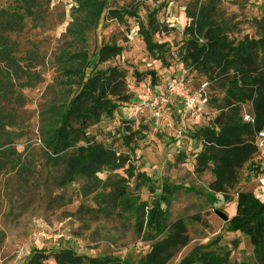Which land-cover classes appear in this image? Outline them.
<instances>
[{
	"label": "rangeland",
	"instance_id": "obj_1",
	"mask_svg": "<svg viewBox=\"0 0 264 264\" xmlns=\"http://www.w3.org/2000/svg\"><path fill=\"white\" fill-rule=\"evenodd\" d=\"M92 3L95 7L82 10L73 0H0V264H25L35 249H44L47 264H56L52 253L60 249L146 264L142 261L151 262L156 242L164 247L154 253L159 259L152 264H181L197 250L219 255L229 252V264H256L249 237L226 231L227 221L235 214L231 212L235 198L225 202L221 193L211 189L214 176L210 168L196 167V154L205 145L195 131L226 111L228 103H236L235 95L228 93L240 88L238 83L233 85L235 70L209 69V64L194 68L196 80L208 82L210 107L206 121L201 120L204 123L183 119L176 102L163 107L158 125L148 116L133 120L130 108L142 84L150 78L154 89L165 70L173 72L181 63L182 52L178 51L189 38L184 30L190 20L186 12L194 3L222 27L232 47L251 42L249 55L262 62L264 51L255 42L264 36V0ZM97 8L100 13L94 24L92 13ZM114 9L132 11L142 22L154 13L160 25L154 40L167 42L168 65L148 53L135 17L126 15L119 20L111 13ZM111 43L120 45L122 51L100 66L118 65L126 70L131 99L90 129L101 132L100 144L87 150L80 143L53 153L41 137L52 121L51 113L65 104L68 90L75 89L84 64L80 59L95 60L99 47ZM247 100L236 103L241 113L252 108ZM126 120H133V129L139 127L141 134L129 146L121 138ZM255 141L258 151L251 159L264 166V140L259 133ZM105 147L128 153L134 167L144 172L139 189L126 171L106 170L102 162ZM246 164L237 188L264 201V175L247 181ZM115 181L129 183L130 195H139L148 204L158 194L167 197L168 203L161 205L166 210L163 232L155 241L138 232L146 219L126 204ZM216 211L229 219L224 221ZM204 220L212 232L203 226Z\"/></svg>",
	"mask_w": 264,
	"mask_h": 264
},
{
	"label": "trees",
	"instance_id": "obj_2",
	"mask_svg": "<svg viewBox=\"0 0 264 264\" xmlns=\"http://www.w3.org/2000/svg\"><path fill=\"white\" fill-rule=\"evenodd\" d=\"M73 1L82 10L95 7L92 0ZM202 8L203 6L194 3L186 12L190 20L184 30L189 38L183 42L181 47L183 50L178 51L182 52L180 61L196 69L207 67L208 64L209 69L213 67L222 68V71L226 68L234 69L236 77L233 78V85L238 83L240 88L228 90V93L235 95L237 104L249 99L252 108L241 113L239 105L228 103L226 111L219 113L209 125L195 131V136H200L205 145V149L196 154V167L202 170L210 168L214 176L211 189L221 193L225 202L235 198V214L227 221L226 231H240L246 234L250 239L256 264H264V201L250 192L237 188L241 169L246 162L247 181L250 175L254 177L264 175L261 164L251 160L252 155L258 151L256 136L264 131V53L261 62L255 55H249L251 42L238 43L232 47L223 34L222 27L213 23L210 14ZM99 13L98 8L92 13L94 24L97 23ZM111 13L119 20H123L126 15L135 17L138 33L148 53L155 59L169 64L166 61V56L170 53L167 42L154 40L160 25L153 12L148 15L147 22L137 19L136 13L132 11L114 9ZM196 34L204 39V43L197 42ZM255 44L264 51V36ZM121 51L120 45L111 43L99 47L94 53L95 60L87 59V56L84 60L80 59L84 64L78 73L75 89L68 90L65 104L51 113L52 121L46 124L45 131L41 132L46 148L58 154L80 143H84L87 150L100 144L98 137L102 135L101 132L91 133L90 129L98 125L103 117H111L121 104L128 102L132 97L124 68L118 65L100 66L119 55ZM242 66L246 68L242 69ZM136 76L138 79L141 78L139 74ZM245 114H249L253 122L243 121ZM133 125V120H126L122 125L124 134L121 138L126 146H129L134 137L141 135L140 128L135 130ZM102 162L106 170L126 171L137 189L142 185L139 182L145 180L144 172L134 167L128 153L105 147ZM117 184V191L122 199L127 201L126 204L146 219L145 223L139 225L138 232L147 240L155 241L163 232L162 222L166 218V210L161 208V205L168 203L167 197H159L158 194V198L148 204L140 201L139 195H130L129 183ZM203 226L213 231L207 220L203 221ZM163 247L160 242L154 243L153 259L149 263L148 260H143L142 263L152 264L158 260L159 257H155L154 253H158ZM52 254L56 264H130L112 257H85L72 249H60ZM46 259L48 255L44 249H35L25 264H47ZM185 261L194 264H229V252L219 255L212 251L197 250L183 259L181 264Z\"/></svg>",
	"mask_w": 264,
	"mask_h": 264
},
{
	"label": "built area",
	"instance_id": "obj_3",
	"mask_svg": "<svg viewBox=\"0 0 264 264\" xmlns=\"http://www.w3.org/2000/svg\"><path fill=\"white\" fill-rule=\"evenodd\" d=\"M195 37L198 43H204L201 36L196 34ZM196 76L193 66L181 62L173 72L165 70L162 81L154 86V89L149 78L142 84V89L134 94L130 108L133 120L148 116L152 120V124L158 125L163 116V107L176 102L181 107L183 119L191 117L194 119V123H204L203 121H206L204 118L208 113L206 109L210 107L209 97L206 93L208 82L206 80L197 81ZM243 121L251 123L253 119L249 114H245ZM259 134L263 141L264 131ZM39 234L50 238V235H45V233Z\"/></svg>",
	"mask_w": 264,
	"mask_h": 264
},
{
	"label": "water",
	"instance_id": "obj_4",
	"mask_svg": "<svg viewBox=\"0 0 264 264\" xmlns=\"http://www.w3.org/2000/svg\"><path fill=\"white\" fill-rule=\"evenodd\" d=\"M216 213H217V215H219L224 221L229 219L225 214L221 213L220 211H216Z\"/></svg>",
	"mask_w": 264,
	"mask_h": 264
},
{
	"label": "crops",
	"instance_id": "obj_5",
	"mask_svg": "<svg viewBox=\"0 0 264 264\" xmlns=\"http://www.w3.org/2000/svg\"><path fill=\"white\" fill-rule=\"evenodd\" d=\"M252 160V159H251ZM253 161H257V160H253ZM259 162V161H258ZM260 164H261V167L264 169V166H263V163L262 162H259ZM247 165V164H246ZM258 177V176H257ZM251 178H256V177H254V176H251L250 177V180H251Z\"/></svg>",
	"mask_w": 264,
	"mask_h": 264
},
{
	"label": "bare ground",
	"instance_id": "obj_6",
	"mask_svg": "<svg viewBox=\"0 0 264 264\" xmlns=\"http://www.w3.org/2000/svg\"><path fill=\"white\" fill-rule=\"evenodd\" d=\"M231 212H232V213H234V212H235V210H234V209H232V210H231Z\"/></svg>",
	"mask_w": 264,
	"mask_h": 264
}]
</instances>
